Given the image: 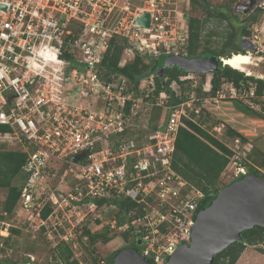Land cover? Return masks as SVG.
<instances>
[{"label":"built area","instance_id":"built-area-1","mask_svg":"<svg viewBox=\"0 0 264 264\" xmlns=\"http://www.w3.org/2000/svg\"><path fill=\"white\" fill-rule=\"evenodd\" d=\"M255 3L264 11V0ZM190 7V0H0V124L8 127L0 143L25 154L15 206L0 213V264H35L31 253V262L14 257L13 229L42 235L49 255L36 264H65L59 244L77 264H105L85 260L91 225L132 228L153 264L189 243L204 194L176 173L172 156L179 127L200 106L193 98L167 105L161 123L144 138L132 136L126 131L149 93L133 94L123 76L102 79L101 63L114 38L126 45L120 67L136 55L188 57ZM145 13L148 26L137 22ZM144 79L153 85L154 74ZM253 89L250 83L245 95ZM229 91L236 97L235 87ZM166 97L151 105L163 107ZM213 130L224 133L220 123ZM225 144L232 155L224 173L250 174L241 138ZM114 200L134 203L120 225Z\"/></svg>","mask_w":264,"mask_h":264},{"label":"trees","instance_id":"trees-1","mask_svg":"<svg viewBox=\"0 0 264 264\" xmlns=\"http://www.w3.org/2000/svg\"><path fill=\"white\" fill-rule=\"evenodd\" d=\"M191 5L202 6L206 13L207 18L211 15H218L221 19H228L229 25L233 28V31L228 33L224 38V42L219 50H215L204 46L201 47L200 38L204 29L205 19L199 17L190 16L187 25L188 36V57L199 58L206 56H214L217 60L216 70L211 72L210 89L208 92H202V98L200 101L195 102V107L200 106L197 113L191 112L193 120L184 121V126H180L175 139V149L172 156V167L189 185L202 191L203 198L199 201V207L205 208L211 204L214 200L217 192L239 179H230L226 184L220 185V177L225 171V167L229 161L232 152L226 146L235 137L241 138V143L245 148L246 160L245 164L248 167L249 173L258 175L264 178V156H261L258 160V152H256L254 142L243 137L237 130L233 128H227L224 130L223 139L221 140L215 137L212 133L208 132L202 125L208 118L209 112L205 107H201L202 101L208 96L214 98L217 96L223 84H227L228 88L235 87L241 91V87L246 84L247 89L252 83L254 85L252 99L254 103L258 105V109L254 106H250L248 103H244L240 98L231 97L229 101L232 106L240 113L246 116H253L264 121V79L255 78L253 76L244 75L242 71L234 69L228 65L222 63L220 58H228L233 53H239L243 50L240 49L239 44L234 43L233 39L236 36L237 39L242 38L243 33L247 32V25L245 21L251 22L256 20V13H252L248 16L247 20L237 27V17L232 16L233 19L228 17L226 12L217 8L211 9L209 0H190ZM256 12H260L261 9L256 7ZM231 12V11H230ZM125 42L122 39L114 38L110 45L103 62L101 63V75L102 79L108 81L111 80V76H123L127 80L128 90L133 94H143L139 89V85L142 79L149 74H154V86L152 95L158 96L160 93H164L167 96L166 103L168 106H175L189 99V94H184V87L181 88V93L177 94L171 89L173 82L183 84L185 80H180V76L188 75L186 71L177 67H166L161 76L156 71L163 63L161 58L148 60L140 56H135L132 60L126 62L123 66H119L118 63L121 60L123 50L125 48ZM231 48V51H226L227 48ZM206 74H199L201 81L197 86L196 91L200 93L202 89V83L204 82ZM206 95V96H205ZM160 108L156 107L155 114L158 116ZM156 116V117H157ZM150 123L149 129L145 134L155 127V124ZM215 126V125H214ZM8 127L4 124H0V131H6ZM128 130L126 131V133ZM225 136V137H224ZM4 143H0V146H4ZM25 154L15 149H0V188L6 189V195L3 201L2 209L7 212H11L17 198L19 196V184L21 180V166L24 162ZM119 207V212L116 213L117 224L120 225L124 222V218L121 216L123 211H127L134 206V203L124 200H114L113 202ZM114 230H109L107 226H104L98 231L91 232L84 228V234L89 241L84 245V250H88L90 246L96 241H100L106 244L112 240L116 235ZM13 233L18 234V229H13ZM121 235L124 238L132 237V240L128 246H124L121 249L115 250L107 260L105 264H110L117 254L125 248H131L140 253V246L137 244L132 228L127 232H123ZM243 241L234 242L228 248L217 254L212 264H235L240 254L243 252L245 245H255L260 243L261 246L257 247V250L264 255V227L255 226L242 232ZM8 239L9 237L6 236ZM15 244V243H14ZM15 250V249H14ZM28 251H32L31 248H27ZM60 256L65 260V264H77L71 259V252L69 249L62 245H58ZM15 252H13L14 254ZM87 262V258L84 255ZM18 260V259H17ZM97 260V259H96ZM95 261V260H94ZM93 261V262H94Z\"/></svg>","mask_w":264,"mask_h":264},{"label":"rangeland","instance_id":"rangeland-1","mask_svg":"<svg viewBox=\"0 0 264 264\" xmlns=\"http://www.w3.org/2000/svg\"><path fill=\"white\" fill-rule=\"evenodd\" d=\"M252 1V0H250ZM209 4L211 9L217 8L226 12L228 17L233 19L232 16L237 17L236 26L239 27L242 22L247 20L248 16L253 12L256 13V20L251 22L250 20L245 21L247 25V29L245 33H243L242 38L237 39L236 36L233 39L234 43L240 44L241 41H249L252 45L256 47V50L252 53V64L248 67L250 69L249 76H253L255 78L264 79V11L256 12L255 1L253 6L248 7L246 0H209ZM242 4L241 7H237L238 4ZM236 8L237 11H236ZM246 10V11H245ZM231 11V12H230ZM190 16L199 17L201 19H205L207 17V13L205 9L200 5H191L190 7ZM204 29L202 31V35L200 38L201 47L198 51L203 49L204 46L209 48L219 50L224 42V38L228 33L233 31V28L229 25L228 19H221L218 15H211L209 18L205 19ZM231 48H227L226 51H231ZM244 53V51H242ZM169 56L161 57L162 62ZM222 58V57H221ZM223 63V62H222ZM240 71V70H239ZM244 75H247L244 71H242ZM189 78L185 79L184 83L178 84L173 82L170 86L171 89L174 90L177 94L183 92L181 88L184 87V94H189V99L193 98L195 102L200 101L202 98V92H208L210 89V79L211 73H207L204 78V82L202 83V89L200 93H197L196 89L201 81V77L196 73H189ZM142 93H149V95L145 98L148 103L143 109L141 113V117L135 121L136 125L132 126L128 129V133L132 136H140L144 138L146 134H141L146 132V129H149L150 123L155 124L161 123L166 116V98H162L163 107L157 105H151L154 100V95H152V90L154 86L149 83L148 80H142L140 82ZM242 91H236V97L240 98L244 103L250 104V106H254V108L258 109V105L254 103L252 96L245 95V92L248 90L246 84L241 87ZM230 91L227 84H223L221 86L220 91L214 99H210L207 103H205L206 110H208L209 115L204 123H202L203 127L210 133H212L217 138L223 139V134L219 135L213 130L214 125L222 124L224 130L227 128H233L238 132L241 130L248 134L249 140H252L255 145L256 152H258V156L256 160H258L261 156H264V121L253 117L246 116L243 113L238 112L232 106L229 98ZM205 100V99H204ZM203 100V101H204ZM202 101V102H203ZM82 102H86L85 100ZM193 103V105L195 104ZM156 107H159L158 116L155 114ZM157 116V117H156ZM225 137V136H224ZM139 138V139H141ZM14 149L12 147L4 145L0 146V149ZM230 179V176L226 173H223L220 177V185L226 184ZM6 195V189L0 188V213L3 211V201ZM93 230L98 231L100 229H95L94 226L91 225ZM116 235L112 240L107 242L106 244L101 243L100 241H96L93 246H90L88 250H84V255L87 258V263L93 262L96 259H105L107 260L110 254H112L115 250L121 249L124 246H128L132 240V237H128L127 239L121 235L123 232L113 231ZM14 257L18 260H21L22 255L24 253H31L36 257L35 264L40 262L44 263L46 257L49 255V251L47 245L42 240V235L35 234L34 236H29L27 233H23L19 230V233L14 237ZM249 244H246L247 246ZM250 246V253L247 251L248 255L245 256L241 260L242 264H264V255L257 250L258 246H261L260 243ZM27 248H31L32 251H28ZM248 249V250H249ZM239 263V262H238ZM237 263V264H238Z\"/></svg>","mask_w":264,"mask_h":264},{"label":"water","instance_id":"water-1","mask_svg":"<svg viewBox=\"0 0 264 264\" xmlns=\"http://www.w3.org/2000/svg\"><path fill=\"white\" fill-rule=\"evenodd\" d=\"M254 1L246 0L248 7L253 6ZM241 6L240 3L237 5ZM137 22L148 26L149 15L145 13ZM239 46L246 52L256 50L245 40ZM220 60L223 62L222 58ZM169 66H177L187 73L207 74L216 70L217 60L214 56H169L157 68L159 76ZM83 155L82 152L75 159ZM255 226L264 227V178L248 174L220 189L211 204L198 211L189 243L179 245L164 264H212L217 254L234 242L243 241V231ZM110 264L153 263L136 250L125 248Z\"/></svg>","mask_w":264,"mask_h":264},{"label":"bare ground","instance_id":"bare-ground-1","mask_svg":"<svg viewBox=\"0 0 264 264\" xmlns=\"http://www.w3.org/2000/svg\"><path fill=\"white\" fill-rule=\"evenodd\" d=\"M252 58V53L247 51L244 53H233L230 57L222 59L225 65H228L240 71H244L245 73H247V75H249L251 72L248 67L252 64ZM21 258L26 262L32 261L31 256L27 253H24Z\"/></svg>","mask_w":264,"mask_h":264},{"label":"crops","instance_id":"crops-1","mask_svg":"<svg viewBox=\"0 0 264 264\" xmlns=\"http://www.w3.org/2000/svg\"><path fill=\"white\" fill-rule=\"evenodd\" d=\"M250 246L249 245H247V246H245V248H244V250H243V252L240 254V256L238 257V259H237V261L235 262V264H237L238 262V264H242V262H241V260L243 259V258H245V256H247L248 254V252L247 251H249V253H250ZM249 249V250H248Z\"/></svg>","mask_w":264,"mask_h":264},{"label":"flooded vegetation","instance_id":"flooded-vegetation-1","mask_svg":"<svg viewBox=\"0 0 264 264\" xmlns=\"http://www.w3.org/2000/svg\"><path fill=\"white\" fill-rule=\"evenodd\" d=\"M244 52H246L245 50H243Z\"/></svg>","mask_w":264,"mask_h":264},{"label":"clouds","instance_id":"clouds-1","mask_svg":"<svg viewBox=\"0 0 264 264\" xmlns=\"http://www.w3.org/2000/svg\"><path fill=\"white\" fill-rule=\"evenodd\" d=\"M221 59V58H220ZM224 64V63H223Z\"/></svg>","mask_w":264,"mask_h":264}]
</instances>
